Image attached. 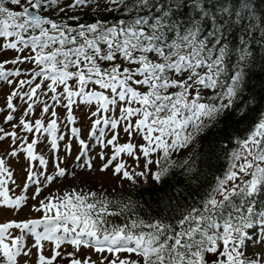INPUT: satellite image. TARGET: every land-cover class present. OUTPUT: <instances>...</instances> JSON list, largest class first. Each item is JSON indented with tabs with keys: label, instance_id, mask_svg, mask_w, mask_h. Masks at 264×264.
I'll list each match as a JSON object with an SVG mask.
<instances>
[{
	"label": "snow or ice",
	"instance_id": "snow-or-ice-1",
	"mask_svg": "<svg viewBox=\"0 0 264 264\" xmlns=\"http://www.w3.org/2000/svg\"><path fill=\"white\" fill-rule=\"evenodd\" d=\"M8 53L0 212L27 217L0 222V264H264V0H0ZM97 172L196 187L153 208Z\"/></svg>",
	"mask_w": 264,
	"mask_h": 264
},
{
	"label": "trees",
	"instance_id": "trees-1",
	"mask_svg": "<svg viewBox=\"0 0 264 264\" xmlns=\"http://www.w3.org/2000/svg\"><path fill=\"white\" fill-rule=\"evenodd\" d=\"M255 75L250 81V90L247 92L245 99L249 96L255 95L256 97V107L261 106L260 97L264 95V71H261L259 66L253 69ZM208 151V141L204 140L201 145H199L196 149V155L199 156V159L195 160V165L198 170H203L204 172H208V168L201 161L206 160L207 157L205 153ZM186 152H181L180 156L175 157L177 161L186 156ZM213 163H216L215 159H213ZM223 163V161H221ZM179 171V170H176ZM211 179V177H208ZM190 182L188 178L182 177L180 175H175L168 179L166 183H162L161 185H156L155 182L149 180L148 184H142L139 187H133L129 184L123 185V187H111L108 188V192L112 196H117L118 194H122L124 197L131 196L133 200H137L140 203H145L147 205H152L153 208L157 207L158 202L166 201L169 196H174L177 189L182 190L183 193H190L196 187L195 184L192 185V188H187V184ZM115 189V191H113ZM117 223H120L119 218H115Z\"/></svg>",
	"mask_w": 264,
	"mask_h": 264
},
{
	"label": "rangeland",
	"instance_id": "rangeland-1",
	"mask_svg": "<svg viewBox=\"0 0 264 264\" xmlns=\"http://www.w3.org/2000/svg\"><path fill=\"white\" fill-rule=\"evenodd\" d=\"M12 55H14V53H8L6 56H0V59H4V58L10 57ZM9 67H11V66H9ZM6 91H8V89L5 87V92ZM2 104H3V96L0 95V106H2ZM58 111L60 112L61 117H63V114H64L63 109H58ZM76 114L78 116L81 115V113H79V112H77ZM86 137H87V131L85 130V138ZM7 143L8 142L4 143V145H3L4 148L7 147ZM0 151H2V148H0ZM96 151H99V148H97ZM75 154L76 153L74 151L71 156L66 158L69 163L72 162V160L75 157ZM61 155H63V152H61ZM99 163H100V161H99V158L97 157V165H99ZM12 166H13V168L16 169L17 182L22 184L23 183V177L25 175V173L23 171V169L25 167L23 157H21L18 161H12ZM49 171H51V168L49 169ZM80 175H81L82 180H86L89 178V176L91 174L81 173ZM80 182L81 181H71V183H80ZM90 183H91V187L93 189H95L97 187V184H99V183H103L104 187L106 189H108L111 187L118 186L120 181H119V178H112L110 172L108 174H102V173L97 172V173H95V179H93ZM127 184H128L127 182H124L123 185H127ZM61 186H62V182L54 183L52 186H50L49 190H54V189L61 187ZM16 191H17V193H19V189H17ZM33 215H39V214H33ZM26 217H27V212H22L18 216H13L12 213H10V212L9 213L0 212V222H3V220H5V219H23ZM68 250L71 251V248H69Z\"/></svg>",
	"mask_w": 264,
	"mask_h": 264
}]
</instances>
